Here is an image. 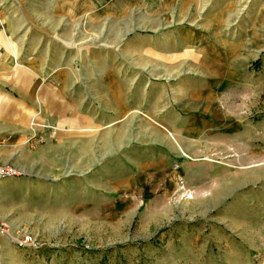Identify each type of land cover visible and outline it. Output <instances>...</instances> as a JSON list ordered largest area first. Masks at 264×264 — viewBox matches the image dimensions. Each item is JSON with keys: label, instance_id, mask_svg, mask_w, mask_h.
Here are the masks:
<instances>
[{"label": "rangeland", "instance_id": "374dc122", "mask_svg": "<svg viewBox=\"0 0 264 264\" xmlns=\"http://www.w3.org/2000/svg\"><path fill=\"white\" fill-rule=\"evenodd\" d=\"M49 1L0 0V16L48 31L66 56L75 53L77 69L76 55L90 48L119 58L129 46L136 60L140 45V144H95V162L79 170L68 159L36 179L0 181L2 237L29 236L37 248L25 250L29 264H264V144H154L151 116L154 60L174 59L168 34L184 28L204 44H190L192 59L233 46L248 84L226 99L264 140V0H90L75 16L71 0ZM31 128L33 151L43 143L35 117Z\"/></svg>", "mask_w": 264, "mask_h": 264}, {"label": "crops", "instance_id": "0c3cea01", "mask_svg": "<svg viewBox=\"0 0 264 264\" xmlns=\"http://www.w3.org/2000/svg\"><path fill=\"white\" fill-rule=\"evenodd\" d=\"M90 3L71 0L69 6L75 16ZM170 33L174 45L168 52L174 59H155L152 67L159 70L153 74L160 75L152 84L157 97L152 131L159 134L154 144H264L246 118H234L226 99L231 88L243 84V74L228 53L233 46H225L217 59L196 60L188 47H202L201 38L192 41L193 33L184 28ZM61 47L50 41L48 31H32L22 17L0 16V163L12 165L28 179L56 170L68 159L76 170L82 160L95 162V144H140V45L131 51L136 60L129 58V46L121 47L119 58L116 52L90 48L76 55L78 69L75 53L66 56ZM34 117L43 143L31 151L25 141L33 134ZM216 169L224 173L222 166ZM3 188L0 185V200L6 197ZM29 255L12 239L0 237V264H29Z\"/></svg>", "mask_w": 264, "mask_h": 264}, {"label": "built area", "instance_id": "2783aa9c", "mask_svg": "<svg viewBox=\"0 0 264 264\" xmlns=\"http://www.w3.org/2000/svg\"><path fill=\"white\" fill-rule=\"evenodd\" d=\"M24 177L22 171L16 169L10 164L0 163V181L21 179ZM8 228L4 223H0V237L7 235ZM12 244L21 250L37 249L35 242L29 236H23L20 239L16 238L12 240Z\"/></svg>", "mask_w": 264, "mask_h": 264}]
</instances>
